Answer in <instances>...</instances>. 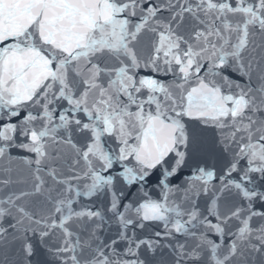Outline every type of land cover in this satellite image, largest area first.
<instances>
[{
  "label": "snow or ice",
  "instance_id": "snow-or-ice-1",
  "mask_svg": "<svg viewBox=\"0 0 264 264\" xmlns=\"http://www.w3.org/2000/svg\"><path fill=\"white\" fill-rule=\"evenodd\" d=\"M0 264H264V0H0Z\"/></svg>",
  "mask_w": 264,
  "mask_h": 264
}]
</instances>
